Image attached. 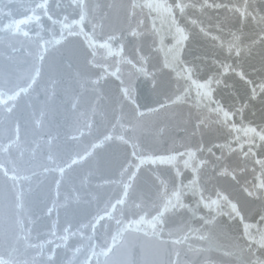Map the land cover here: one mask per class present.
<instances>
[{
    "label": "snow or ice",
    "instance_id": "6c2138e0",
    "mask_svg": "<svg viewBox=\"0 0 264 264\" xmlns=\"http://www.w3.org/2000/svg\"><path fill=\"white\" fill-rule=\"evenodd\" d=\"M0 264H264V0H0Z\"/></svg>",
    "mask_w": 264,
    "mask_h": 264
},
{
    "label": "water",
    "instance_id": "95a60500",
    "mask_svg": "<svg viewBox=\"0 0 264 264\" xmlns=\"http://www.w3.org/2000/svg\"><path fill=\"white\" fill-rule=\"evenodd\" d=\"M257 116L256 117H252L251 114H249L248 118L249 119H257L258 120V117H259V107L257 106Z\"/></svg>",
    "mask_w": 264,
    "mask_h": 264
}]
</instances>
